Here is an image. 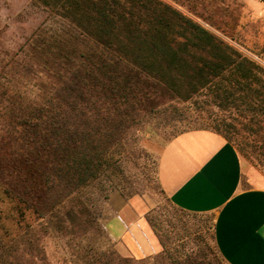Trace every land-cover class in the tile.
Listing matches in <instances>:
<instances>
[{
  "label": "trees",
  "instance_id": "trees-1",
  "mask_svg": "<svg viewBox=\"0 0 264 264\" xmlns=\"http://www.w3.org/2000/svg\"><path fill=\"white\" fill-rule=\"evenodd\" d=\"M38 1L64 11L67 23L43 52L58 80L53 94L40 104L19 96L4 117L0 202L15 206L0 208V264H20L8 221L28 211L45 217L95 180L142 113L205 90L264 101L258 62L160 0Z\"/></svg>",
  "mask_w": 264,
  "mask_h": 264
},
{
  "label": "rangeland",
  "instance_id": "rangeland-1",
  "mask_svg": "<svg viewBox=\"0 0 264 264\" xmlns=\"http://www.w3.org/2000/svg\"><path fill=\"white\" fill-rule=\"evenodd\" d=\"M160 1L264 68V0ZM64 16V11L38 0H0L1 138L11 124L4 117L19 96L40 104L53 94L58 80L43 52L53 49L47 41L65 35ZM255 87L262 89L264 83ZM239 96V101H224L205 90L188 102L167 98L142 113L102 157L107 165L95 180L65 197L45 217L28 211L20 214L18 223L8 221L17 239L18 263L228 264L215 243L213 218L177 210L161 188L158 167L169 142L183 133L208 129L220 132L248 167L264 173V101ZM126 202L144 214L157 250L134 256L109 232L111 220L116 231L120 228L115 218ZM13 206L0 202L4 213Z\"/></svg>",
  "mask_w": 264,
  "mask_h": 264
},
{
  "label": "crops",
  "instance_id": "crops-1",
  "mask_svg": "<svg viewBox=\"0 0 264 264\" xmlns=\"http://www.w3.org/2000/svg\"><path fill=\"white\" fill-rule=\"evenodd\" d=\"M158 176L177 210L213 218L215 243L228 264H264V173L248 167L223 135L208 129L179 135L164 147ZM115 219L120 233L112 220L109 232L131 254L158 249L133 203Z\"/></svg>",
  "mask_w": 264,
  "mask_h": 264
}]
</instances>
